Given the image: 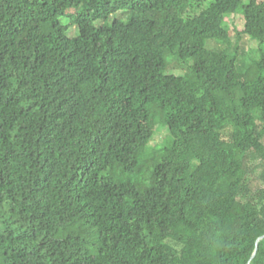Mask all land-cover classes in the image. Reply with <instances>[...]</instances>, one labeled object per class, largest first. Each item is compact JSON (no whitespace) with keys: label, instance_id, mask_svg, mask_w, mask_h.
<instances>
[{"label":"trees","instance_id":"obj_1","mask_svg":"<svg viewBox=\"0 0 264 264\" xmlns=\"http://www.w3.org/2000/svg\"><path fill=\"white\" fill-rule=\"evenodd\" d=\"M206 1L0 0V264H264V0Z\"/></svg>","mask_w":264,"mask_h":264},{"label":"rangeland","instance_id":"obj_2","mask_svg":"<svg viewBox=\"0 0 264 264\" xmlns=\"http://www.w3.org/2000/svg\"><path fill=\"white\" fill-rule=\"evenodd\" d=\"M210 1L211 0H207L206 2H204L203 7L207 6ZM199 11L200 9H194V10H189V13H198ZM126 17H127L126 13H117L110 16L108 22L109 23L112 22L115 18H121L125 20ZM226 21L230 30V35L232 38H234L236 36V30L241 28L243 25V21H244L243 16L241 14L230 15L226 18ZM61 22L63 25H68L69 28H67V35L69 37L76 35L78 31L76 29V26L71 23L69 17L61 18ZM209 45L211 47L214 46L222 47L220 43L214 41L210 42ZM238 47H239V51L241 52V55H239V57L241 58L240 61L243 60L245 64L251 63L252 60L257 57L258 43L255 40L251 39L248 35L242 36L240 42L238 43ZM189 69H190V64L182 63L176 59H172L168 68V73L179 75V74H184ZM167 136H168V130L164 127L159 126L157 127L154 137L150 140L149 144L152 146H159L163 144Z\"/></svg>","mask_w":264,"mask_h":264},{"label":"water","instance_id":"obj_3","mask_svg":"<svg viewBox=\"0 0 264 264\" xmlns=\"http://www.w3.org/2000/svg\"><path fill=\"white\" fill-rule=\"evenodd\" d=\"M263 237H264V235L258 237L257 240H256V244H257V242H258L261 238H263ZM253 256H254V253H253L252 257H253Z\"/></svg>","mask_w":264,"mask_h":264}]
</instances>
